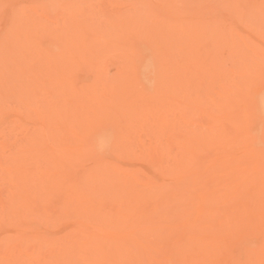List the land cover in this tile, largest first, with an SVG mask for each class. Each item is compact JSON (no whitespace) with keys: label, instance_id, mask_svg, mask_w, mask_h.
I'll return each mask as SVG.
<instances>
[{"label":"rangeland","instance_id":"374dc122","mask_svg":"<svg viewBox=\"0 0 264 264\" xmlns=\"http://www.w3.org/2000/svg\"><path fill=\"white\" fill-rule=\"evenodd\" d=\"M229 4L230 0H0V206H8L12 196L6 169L13 171L15 158L29 163L32 173L54 171L45 158L50 152L72 158L71 167L60 170L61 189L42 194L49 210L38 217L48 222L39 220L34 226L32 218L38 214L27 213L20 229L40 228L48 239L75 229L83 219L81 207L68 216L63 211L64 194L74 186L81 203L70 208L113 206L110 201L121 191L119 175L128 172L141 178L146 170L151 172L137 156L188 125L179 124L192 116L179 93H194L203 83L215 98L224 82L223 94L234 99L225 121L221 113L213 112L214 118L227 136L232 160L240 164L239 170L250 171L243 190L264 202V116L256 110L264 95V72L250 69L257 67L251 61L250 66L244 64L241 50L231 53L212 42L206 41L198 55L179 31L182 20L197 25L193 17L202 20L211 10L224 15L217 23L222 29ZM16 27L18 36L13 38ZM195 118L199 127L206 122ZM42 147L38 158L36 150ZM22 148L26 150L20 153ZM38 194L33 205L40 209ZM0 226V237L18 232L10 220ZM99 245L66 240L53 254L65 258L61 264H107L110 259L125 264L114 254L100 255ZM150 246L158 263L166 261L173 245L160 241ZM134 254L132 264H146L147 254L139 249Z\"/></svg>","mask_w":264,"mask_h":264},{"label":"bare ground","instance_id":"6f19581e","mask_svg":"<svg viewBox=\"0 0 264 264\" xmlns=\"http://www.w3.org/2000/svg\"><path fill=\"white\" fill-rule=\"evenodd\" d=\"M230 4L224 21L227 26L220 29L217 23L224 15L211 10L202 20L200 16L193 17L197 25L190 26L182 20L181 40L198 55L206 41L225 46L231 53L241 50L244 64L251 61L257 67L249 65L250 69L264 72V47L259 44L264 39V0H230ZM256 21L260 22L257 26ZM199 22L206 26L198 27ZM12 33L17 38V27ZM205 65L206 62L200 64L202 68ZM226 88L224 82L220 84L215 98L204 83L194 93L190 90L179 93L180 101L191 108L192 115L187 118L181 112L189 121L180 120L179 124L188 125L166 141L142 150L136 159L149 165L151 172L146 170L141 178L128 172L119 175L121 191L118 198L110 201L113 206L70 208L81 202L76 186L69 188L64 194V215H71L81 207L83 219L58 239H48L39 232L40 228L25 231L19 226L27 213L38 214L33 215L34 226L40 224L39 220L48 222L49 218L38 217L46 216L49 210L42 194L61 189L60 170L71 167L72 158L58 150L50 152L45 158L54 171L35 169L33 173L29 163L15 158L13 171L6 169L13 191L8 206H0V223L10 220L18 232L0 237V264H61L65 258L54 255V247L66 240L100 244L97 249L100 255L110 258L114 254L125 264L136 261L134 251L138 249L148 255L146 264H264V202L257 195L250 196L249 189L243 190L250 171L239 170L240 164L232 160L230 143L213 114L221 113L219 117L225 121L226 110L234 100L227 96L228 92L223 94ZM142 99L146 101V94ZM256 110L264 116V95L258 99ZM196 116L205 119L202 127L194 121ZM42 149L36 150L38 158ZM39 191L43 203L40 209L33 205ZM114 206L116 211H111ZM160 241L173 245L174 250L170 247L171 255L157 263L150 244ZM111 260H106L107 264H116Z\"/></svg>","mask_w":264,"mask_h":264}]
</instances>
